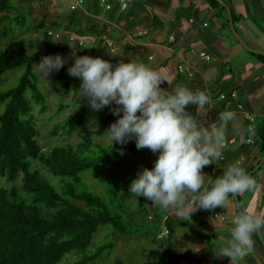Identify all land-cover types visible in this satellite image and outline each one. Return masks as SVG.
<instances>
[{
  "label": "trees",
  "instance_id": "obj_1",
  "mask_svg": "<svg viewBox=\"0 0 264 264\" xmlns=\"http://www.w3.org/2000/svg\"><path fill=\"white\" fill-rule=\"evenodd\" d=\"M100 1H92L91 5H88L89 0H81V6L77 9L72 4L76 0H67L69 3L68 7L70 6L67 9H70L74 13L70 15L66 10L63 14L64 18L68 19V24L65 26L66 30L64 31L70 33L71 30H75V36L72 34L70 36L72 35L76 40L82 39V46L85 45L91 48L90 55L92 57L108 58L109 44L101 38L105 34V30L99 27L105 26L101 24V17L105 11L107 13L105 14L107 15V22L114 21L115 15L119 11L124 12L122 19L126 21L128 27L130 23H133L131 19L129 20V17L135 21L133 23L134 26L137 24V26H145L150 22L153 28L145 34H140L136 37V40L147 39L158 29L164 30V23L159 18L155 19L154 17L152 21L147 18L146 24H141L138 12L140 8L143 7L144 9V6L148 5L149 0L146 3V0H106V5L111 6L110 10L106 9V5L101 6ZM124 3L127 5L126 10H122ZM86 4L93 10L87 9ZM137 4H141L142 7ZM206 4L210 9L220 11V17L223 18L220 31H224L225 28L230 31L225 9L214 0H206ZM193 5H195V8H199V4ZM73 7L75 8L73 9ZM15 10H17V7L11 0H0V15ZM232 16L236 30L242 35V29L238 25L240 18L234 11H232ZM83 17L90 20L88 25L91 24L93 26L92 32L90 29L87 31L81 27ZM15 19H17V25L23 24L24 18L21 15H18ZM10 20L9 16H0V40H4L12 34V30L6 27V24ZM103 21L105 22L104 19ZM120 23L124 22L120 21L118 24ZM57 25L58 28L56 29L45 27L43 24L39 25L43 29L42 42L48 49H52L50 43L55 39L56 34L59 35L57 38L59 39L62 36L60 34L65 33L59 27L61 25ZM206 26L208 25L206 24ZM129 28L132 29V27ZM129 28H124L123 31L118 30L116 39L122 40L124 32L128 33L130 31ZM70 36H66L68 40ZM95 39H99L97 46H94ZM82 46H77L76 48L80 49ZM195 51L199 55L202 53V50L198 51L196 49L195 44L186 48L174 47L173 52L168 53L164 63L156 62L155 65L153 64L155 61L150 59L152 57L147 58L146 62L152 63L153 69L166 70L175 59L174 57H176L177 62L172 66L176 73L172 75L170 72L169 77H178V79H182V83L186 84L188 83V76L181 73L178 69L180 66L178 64L181 63L179 57L182 54L190 55ZM138 55L141 57L140 54ZM250 55L255 57L260 65L264 67L263 56ZM142 61L144 62L145 60ZM117 63L118 61L112 60L113 65ZM36 65L37 60L30 56L27 47L20 40L14 41L11 46H7L4 50L0 51V77L5 76L8 72L24 68L23 76L16 86L0 91V105H5L3 113L0 114V179H5L8 183L12 184L8 187H0V264H61L68 254L85 252L90 247L93 237L99 228L111 227L114 230L115 236L128 237L129 235L132 236L130 229L134 227L136 222L133 216L131 220H128L129 218H125L123 213L112 210L107 202L98 195L87 191H77V185L81 182L79 175L87 171L98 172L102 163L105 162L104 158L97 159L92 154L87 153V151L91 152L89 150V141L77 147L67 144L53 147L50 150H45L41 146L39 142V130L33 125V118L29 117L33 112V104L40 106V115H44L48 110L47 95L38 85L37 74L35 73ZM62 74L61 71L58 79L62 78ZM80 83L79 78H69L63 86L65 93L71 90L78 91ZM194 83L197 86L189 88L190 90L193 92L200 90L206 94V91H209L210 93L207 95L210 96L211 94L215 98H218L222 93L228 94L233 90L239 93V88H230L232 84L228 82L223 83V85H227L230 88L227 91H222L219 88L209 89L204 80ZM27 92H31L30 98L27 96ZM235 101H221L214 107L212 112H208L207 107H204L203 110L207 111V118L210 116L212 118L220 117L221 113L225 112L227 106ZM75 104L79 107L77 112L71 115L65 124L64 128L67 132H77L80 135L88 137L104 136L107 130L91 132L85 127L86 113L89 107L88 101L81 99L75 101ZM63 110L64 107L60 106L57 114ZM186 110L196 115L195 105H189ZM262 114V124L259 128V134L262 138L261 155L264 153V105ZM244 122L245 129H247L250 122L247 120ZM247 132L251 133L248 130ZM50 134L55 136V131L50 132ZM224 152L223 154H225ZM116 153L112 150L106 152L110 157ZM132 154H136V147H132ZM225 159V156H223L219 161L223 162ZM33 161L36 164H33ZM152 167L154 166H148L149 169ZM254 167L248 169L246 172L249 173ZM263 168L264 165L258 170L256 175L262 173L264 171ZM45 170L61 179V192L57 191L50 181L41 174V171L45 173ZM69 179L72 180L67 181ZM19 181H22V183H19ZM108 192L111 204H117L119 209L127 208L124 199H121L120 182H109ZM239 200L240 204L243 203L241 195L239 196ZM143 201V199L140 200V209L145 214L147 211L143 207ZM238 213L237 208H235V215ZM148 220H152L151 216H148ZM174 224L175 221L170 216L164 221V228L170 231L168 238L161 241L157 240L158 234L164 228L157 230L152 235V243L160 245L164 249L162 258L160 260H149L143 264H172L174 249L171 238L174 232ZM182 225L185 227L189 226L190 228L188 223ZM190 232L207 244L212 264H220L218 258L215 257L214 246L211 243L215 238L207 234L198 233L192 228H190ZM253 239L257 250L264 253V247L258 235H254ZM114 248L115 243L113 242L105 244L91 255L78 256V260L73 264H93L107 252L113 251ZM109 264L127 263L116 260Z\"/></svg>",
  "mask_w": 264,
  "mask_h": 264
},
{
  "label": "rangeland",
  "instance_id": "obj_2",
  "mask_svg": "<svg viewBox=\"0 0 264 264\" xmlns=\"http://www.w3.org/2000/svg\"><path fill=\"white\" fill-rule=\"evenodd\" d=\"M11 1L17 7V10L2 14L0 16L6 15L10 17L11 20L6 24V27H9L12 30V34L4 40H0V51L4 50L7 46H11L14 41L20 40L27 47L30 56L37 60V64L41 62L42 57L48 55L54 56L57 54L61 55L67 61L63 68H61L58 72H52L49 77L43 76L38 70L37 65L35 67L38 85L41 90L44 91L47 95L48 106L47 112L44 115H40V106L33 104V112L29 116L30 118H33L32 123L36 127V129L39 130V142L41 146L45 150H50L53 147L63 146L67 144L77 147L78 145L82 143L86 144L89 141V150L91 152L87 151V153L92 154V156H95L97 159L104 158L105 162L102 163L101 168L98 172L87 171L79 175L81 182H79L77 185V191H87L92 194L98 195L107 202L112 210L123 213L125 218H129L128 220H131V217L133 216L136 221H134V227L130 229V233H132V236L129 235L128 237L115 236L114 230L111 227L99 228L93 237V241L90 247L85 252L68 254L61 264H73L78 260V256L91 255L96 252L97 249L101 246L111 242L115 243V248L113 249V251L107 252L102 258H100L93 264H109L113 263L116 260H120L127 264H143L149 260H160L164 253V249H162L160 245L152 243L151 240L152 235L157 232V228L164 221L165 217L170 216V218L175 221V225L177 226V228L180 229L183 223L188 222L192 224L194 222V219H196V217L198 216L197 212H199V210L193 214L194 216L192 215L191 217H187L185 219L181 218L173 209L164 210L158 206L153 205V202L145 197L132 196V194L129 192V187L132 181L137 178L138 172L141 171L142 168L154 166V162L158 158L157 154L152 153L147 148L137 149L135 139H132L127 143L121 145L120 143L113 144V142L108 140L105 135L88 137L85 135H80L77 132H67V130L64 128L65 124L68 121L69 117L77 112V109L79 107L75 104V101L82 99L79 91L71 90L65 93V89L63 87L64 83L66 80L72 77L68 74V68L74 64L73 53L79 56H91V48L89 46H82L78 44L80 43V41H82V39L76 40V38H73L72 35L75 34V30H71L70 33L68 31H64L66 30L65 26L68 24V19L64 18V12H66L67 10L70 15L74 13L70 11V9H67L70 8V6L68 7L69 3L67 2V0ZM92 1L95 2L96 0ZM92 1L89 0L88 5H91ZM188 1L189 0H149L148 7L150 8V10H146V8L143 9L142 7L138 12V17L141 18V24H146L147 18H149L150 16L155 17V19L159 18L164 23L165 28L170 27L178 31L180 27H183L189 22L190 14L186 11L187 4L189 3ZM72 4L77 9L81 6V2H75ZM88 5L86 6V8L92 11L93 9L91 7H88ZM144 10H146V12H144ZM135 11L137 12L136 8ZM105 14H107L106 11L101 17L102 21L100 20L101 24L105 26H99L100 29L105 30V34H103L101 38L106 40L109 44L107 53L108 58H105V60H108L111 63L112 60L118 61V63L121 60L125 62L132 61L136 63H146V65L152 67V63L146 62L147 58L152 56V61H155L153 62V64L156 65V62H158L157 53L149 49H152L153 47L149 46L148 48V46L146 45L149 42L150 37L147 39L136 40V37H138L140 34H145L148 30H151L153 28L152 24L148 22L145 26H137L138 24L134 26L133 23L135 21L129 17V20L131 19V22H133L129 25V27H132V29H130L126 25V21L124 19H121V22H124L122 25H124L125 28H129L130 31H128V33H124V37L119 41L118 39H116L118 29H115L112 24H109L106 21L107 15ZM18 15H21L24 18L23 24H21L20 26L17 25V19H15ZM115 16L120 15L117 12ZM103 19L105 20V22L103 21ZM89 22L90 20L88 18L83 17L81 27L87 31H89L88 29H90V31L92 32L93 26L91 24L88 25ZM41 24H43L45 27L53 29L58 28L57 24H59L61 25L59 26L61 27V30L65 32L64 34L59 33L60 36L62 35L59 39H57L55 35V39H53V41L50 43L52 49H48L47 46L42 42L43 29L39 27V25ZM207 25L208 28L200 29V33H196L192 37L193 43L196 45L197 50H207L211 57L210 62H199L198 65L201 73L206 74L208 78L206 81V85L208 87L214 88L215 86H218V82H222L224 79L227 80L231 78L234 79L235 82L233 86H230V88L234 87L237 84L239 85V96L241 100L242 98L247 97L248 100L251 101V98L258 96L262 91L264 93V88L262 91L257 90V87L259 85L264 84L257 85V83L254 84L253 82L257 79V82L259 80L264 81V67L260 65L259 61L255 57L250 55L247 51H245L237 43L228 29L225 28L224 31H219L218 23L216 22V20L211 17L207 18ZM119 26L120 24L117 25V27ZM208 32H214V36L212 38L203 37V35H208ZM164 33V30L158 29L154 33V35H163ZM70 34L72 35L70 36ZM67 35L70 36L69 40L66 37ZM242 36L245 41L254 49L260 50V48L257 47L264 46L263 38L257 40V34H243L242 32ZM225 37L226 39H228L229 44L225 42ZM98 41L99 39H95L94 46L98 45ZM209 45H212V47ZM77 46L82 47H80V49H77ZM109 52H111L112 54ZM138 54H140L141 57H139ZM163 57L164 56H162V58ZM174 58L175 59L171 62L170 67H168L166 70H159L168 77L170 72L172 73V75L176 73L174 68L172 67L173 64L177 62L176 57ZM142 60L145 61L143 62ZM229 69L231 71H228ZM61 71L63 73L62 78L58 79ZM23 73L24 68H21L8 72L5 76L0 77V91L8 90L16 86L23 76ZM192 74L194 75V73ZM175 78L177 77H169V79L171 80V85H168L167 82H165L161 85V87L167 89V91L171 93L174 91L177 85L183 87L184 85H186L187 88H194L197 86L194 85V82H200L201 80H203V77L198 74H195L191 78L189 77L188 83L186 84L182 83V79L175 81ZM217 88L221 89L222 91H227L228 89H230L227 85L221 84H219V87ZM27 96L30 98L31 92H27ZM60 106H63L64 110L57 114V110L58 108H60ZM110 107L112 106L106 107L98 112H94L90 108V106L87 108L85 127L88 131L94 132L97 130H107L112 123L119 119V117L112 115ZM4 109L5 105H0V114L3 113ZM202 111L205 113V115L198 116L197 123L198 126L203 129V127L206 128L212 124L211 121L207 118V111ZM261 120L262 118H259L256 122L258 123ZM204 122L206 123V125H204ZM52 131H55V136H52L50 134V132ZM258 134H253V137L255 139H258ZM253 137V142L250 143V145H253L255 143ZM132 147H136V154H132ZM111 150L113 152H117L112 157H110L109 154H106L107 151ZM121 152H123V155H121ZM262 156L263 154L259 156L258 153V162L261 161ZM243 157L246 158V156ZM251 161L252 160H250V163L246 167V169H250L257 165H253ZM219 163L221 162H214L213 164L206 166L202 170L205 174L208 175V177H206V182L210 180L213 172H215L216 166ZM33 164H36L35 161H33ZM240 166L245 169L246 163L242 162ZM223 172L219 174H222ZM41 174L44 176V178L50 181L51 185L54 186L57 191H62V181L60 178L53 176L46 170L45 173L41 171ZM253 178L258 177L255 174ZM71 180L72 179H69L67 181ZM114 181L120 182L121 199H124L127 208L119 209L117 204H111L108 189L109 182ZM19 183H22V181H19ZM11 185L12 184L8 183L7 180L0 179V187H8ZM241 196L242 202L245 205L247 200L246 198H244L243 194ZM141 199L144 200L143 207L147 211V213L145 214L140 209ZM215 210L220 212V207H217ZM257 212H264V209L259 208ZM148 216H151L152 220H148ZM211 243L212 245L214 244L213 241H211ZM163 244L166 245L165 242H163ZM175 246L176 248H178L177 245ZM174 253L175 252H173L172 254ZM215 257H217L218 260L220 259V256H217L216 253ZM227 259L228 258L225 256L221 260V262L219 260L220 264L227 263ZM185 260L189 261L188 259ZM183 263L189 264L185 262ZM172 264L181 263L180 261L175 259Z\"/></svg>",
  "mask_w": 264,
  "mask_h": 264
},
{
  "label": "clouds",
  "instance_id": "obj_3",
  "mask_svg": "<svg viewBox=\"0 0 264 264\" xmlns=\"http://www.w3.org/2000/svg\"><path fill=\"white\" fill-rule=\"evenodd\" d=\"M73 59L68 74L80 79L82 99L94 112L112 106V115L119 117L105 137L121 145L135 139L137 149L147 148L158 155L154 167L142 168L132 181V196L145 197L186 219L200 209H228L235 197L259 188L256 179L238 162L209 182L202 171L223 158L227 144L224 128L236 119L235 112L221 113L219 126L213 123L202 129L197 117L205 115L202 110L211 103L204 91L193 92L177 85L169 93L161 87L165 82L171 85L169 77L144 63L121 60L114 66L102 57L75 53ZM66 62L59 54L48 55L37 67L49 77ZM189 105L196 106V115L186 110ZM249 132L253 130L249 128ZM240 209L232 219L230 238L222 240L225 246L219 255L229 257L231 264L251 254L254 235L264 236V212H252L243 203Z\"/></svg>",
  "mask_w": 264,
  "mask_h": 264
},
{
  "label": "crops",
  "instance_id": "obj_4",
  "mask_svg": "<svg viewBox=\"0 0 264 264\" xmlns=\"http://www.w3.org/2000/svg\"><path fill=\"white\" fill-rule=\"evenodd\" d=\"M147 1L148 0H146L145 3ZM76 2L80 3L81 0H76ZM188 2L189 3L187 4L186 11L187 13L191 14L189 23L184 25L183 27H180L178 31L170 27L165 28L164 26L165 33L163 35H158L159 32L158 34L155 35L153 34L152 38L150 37L149 42L146 44L148 48L149 46L153 47L152 49L149 48L151 51L157 53L158 63H164V60L168 56L169 51L170 53L173 52L174 47L186 48L194 45L192 37L196 33H200L199 31L200 29L208 28V26H206L207 18L213 17L218 23V30L220 31L221 29V23L223 21V18L220 17L219 10L210 9L206 4V0H189ZM225 2L231 7L232 11H234V13L240 18L238 25L242 29L243 34L245 33L257 34V40L262 38L264 40V27H263L264 0H225ZM141 4L139 5L137 4V5L142 7ZM193 4L196 5L199 4L198 5L199 8H195V5ZM144 7L146 8V10L147 9L150 10L148 5ZM123 13H124L123 11H119L118 14L120 16H116L114 21H110V22L108 21V23L112 24L115 27V29L121 31H123L125 26L122 25L123 23H120L119 27H117V25H119L118 23L121 21ZM150 17L149 20L152 21L154 17L152 16ZM213 36H214V32L213 33L208 32V35H203V37H208V38L210 37L212 38ZM224 40L227 44H229V41L228 39H226V37L224 38ZM209 46L212 47V45ZM257 48H260V50H264V46H260ZM202 52H206L209 54V52L204 49L202 50ZM162 56L164 57L162 58ZM179 58L181 63H179L178 65L184 66L185 69H187L186 73L184 74L188 76V73L192 72L194 73V75L195 74L201 75L203 77V80L207 81L208 78L206 74L201 73L199 69L198 66L199 62H204V61L200 59L199 53H197V51L191 53L190 55L182 54L180 55ZM228 71L231 70L229 69ZM178 80H179L178 77L175 78V81ZM257 80L253 81L254 84L256 83L257 85L264 84V81L259 80L260 81L259 83V81L257 82ZM224 82L231 83L233 86L235 81L234 79L231 78L227 80L224 79L221 83L218 82V84L223 85ZM238 86L239 85L237 84L234 87H232V89L239 88ZM217 87L219 86H215L214 88L212 87H208V88L215 89ZM263 88L264 85H259L257 87V90L262 91ZM242 100L240 99L238 93L237 101L228 105L225 110V112L226 111L235 112L236 119L228 122V124L224 128L227 138V144H228L227 149L223 150L225 151L224 152L225 154H223V156H225L226 159L225 161L219 163L216 166L215 172H213V175L209 181L223 175V173L222 174L219 173L223 172L224 169H226L228 166H230L233 163L238 162L240 166L242 162H245L246 163L245 170L247 171L248 168L246 169V167L249 165L250 160H252L251 162L253 163V165L257 164L259 160L258 153L259 156H261L262 138L261 135L258 133L262 121L255 123L256 129L254 131V135L258 134V139H255L253 137V133H248L247 129H245L244 117L245 114L255 115L257 119L263 117L262 108L264 105V93L262 91L258 96L251 98V101H249L247 97L242 98ZM240 106H242V108H240ZM208 119L211 121V124L216 123L217 126H219L220 117L212 118L210 116ZM204 125H206L205 122ZM251 136L255 140V143L253 145L247 144L246 142L247 139L250 138ZM243 156H246V158H244ZM257 177L258 178H254V179H256L259 188L254 192H245L243 194L244 198H246L247 200L245 206L252 212H257L259 208L264 209V171L259 175H257ZM235 208H236V204L233 199V203L229 206L228 209H224L220 207V212L216 210L200 209L199 212H197L198 216L196 217V219H194V222L192 224L187 222L190 225V228L194 230L198 229L195 230L198 233L207 234L215 238L213 241L214 243L213 246H214V254L216 253L217 256L220 255L221 249L225 246V244L222 243V240L226 241L227 239L230 238V229L233 227L232 219L235 216ZM215 213H217L220 216H225L227 218V222H221L219 219H214L212 215ZM167 218H169V216H166L164 221ZM164 221L161 223L158 230L165 227ZM175 226L176 225L174 224L173 225L174 232L171 238V240L173 241V249H174L173 252H175L173 254V261L176 259L180 261L181 264H184L183 262L189 264H212L211 255L209 254L207 244L202 240H200L195 234L191 233L189 226L185 227L182 225L180 229H178L177 226L176 227ZM175 245H177L178 248H176ZM224 257L225 256H220L219 259L220 262ZM227 258H228L227 263L225 264H229V263L231 264V259L229 257ZM185 259H188L189 261ZM257 263L264 264V253L261 252L260 250H257V247L255 245L251 254L246 256L243 260H238L234 262V264H257Z\"/></svg>",
  "mask_w": 264,
  "mask_h": 264
},
{
  "label": "built area",
  "instance_id": "obj_5",
  "mask_svg": "<svg viewBox=\"0 0 264 264\" xmlns=\"http://www.w3.org/2000/svg\"><path fill=\"white\" fill-rule=\"evenodd\" d=\"M100 3H101V6H104V5H106V0H101ZM74 8L75 7H73V9ZM110 8H111L110 5H106V9L107 10H110ZM126 8H127V5H126V3H124L123 6H122V10H126ZM56 37L58 38L59 35L56 34ZM80 45H82V41H80ZM199 57L204 62H210V60H211L210 55L208 53H205V52H202L199 55ZM150 59H152V58H150ZM178 69H179V71L181 73H186V69L183 66H179ZM188 74H189V77H193L192 72H190ZM206 92H207V94L210 93L209 91H206ZM210 98H211V103L208 104V105H205V107H207L208 112H212V110L214 109V107L216 105H218L221 101L237 100L238 99V93H237V91L233 90V91H231L228 94L222 93L218 98H215V97H213L210 94ZM240 108H242V106H240ZM244 118H245V120H247V121L250 122V125L248 126L247 130L249 131V128H251L253 130V132H251V133H254V131L256 129V124L255 123L257 121V117L255 115H252V114H245V117ZM246 142H247V144H250V143L253 142V139L252 138H248ZM227 145L228 144H226V147H227ZM213 218L214 219H219L221 222H227V218L225 216H220L217 213H215L213 215ZM169 235H170V231L167 228H164L162 230V232L158 234L157 240H162V239L168 238Z\"/></svg>",
  "mask_w": 264,
  "mask_h": 264
},
{
  "label": "water",
  "instance_id": "obj_6",
  "mask_svg": "<svg viewBox=\"0 0 264 264\" xmlns=\"http://www.w3.org/2000/svg\"><path fill=\"white\" fill-rule=\"evenodd\" d=\"M216 2H218L226 11L227 14V18H228V22H229V27H230V31L234 37V39L237 41V43L248 53L250 54H254L257 56H263L264 57V51L262 50H257L254 49L253 47H251L246 41L245 39L242 37V35L236 30L235 25H234V21H233V16H232V9L231 7L225 2V0H214ZM264 165V153L262 156L261 161L259 162V164H257L248 174H250L251 176L256 174L258 172V170ZM235 204H236V208L238 210V212L241 211L240 209V200H239V196L234 198ZM260 242L262 243V246L264 247V236H259Z\"/></svg>",
  "mask_w": 264,
  "mask_h": 264
}]
</instances>
